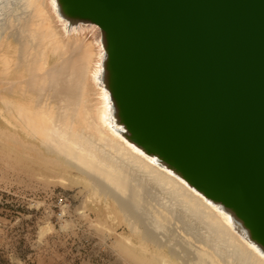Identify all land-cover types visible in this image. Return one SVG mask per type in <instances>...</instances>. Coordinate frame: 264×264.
Wrapping results in <instances>:
<instances>
[{
    "label": "water",
    "instance_id": "1",
    "mask_svg": "<svg viewBox=\"0 0 264 264\" xmlns=\"http://www.w3.org/2000/svg\"><path fill=\"white\" fill-rule=\"evenodd\" d=\"M69 2L116 52L135 127L219 181L264 237V0Z\"/></svg>",
    "mask_w": 264,
    "mask_h": 264
},
{
    "label": "bare ground",
    "instance_id": "2",
    "mask_svg": "<svg viewBox=\"0 0 264 264\" xmlns=\"http://www.w3.org/2000/svg\"><path fill=\"white\" fill-rule=\"evenodd\" d=\"M43 1L48 2L54 26L40 36L35 34L45 44L44 64L28 73L45 75L43 82L34 76L29 80L25 104H12V124L37 140L47 153L78 164L104 181L135 214L150 218L149 223L171 234L177 248L183 245L192 264H264V237L237 199L219 181L138 130L128 117L120 94L118 59L107 38L100 37L104 60L99 47L94 49L95 38L87 45L75 38L67 41L66 36L74 31L82 35L74 29L78 20L68 15L69 0ZM152 235L162 243L172 242Z\"/></svg>",
    "mask_w": 264,
    "mask_h": 264
},
{
    "label": "rangeland",
    "instance_id": "3",
    "mask_svg": "<svg viewBox=\"0 0 264 264\" xmlns=\"http://www.w3.org/2000/svg\"><path fill=\"white\" fill-rule=\"evenodd\" d=\"M0 3V264H192L183 245L177 248L171 234L149 223L150 218L135 214L104 181L78 164L47 153L12 124L9 109L16 102L25 104L29 80L34 76L43 82L45 73L28 72L37 65L43 67L45 44L36 39L52 30L54 22L47 1ZM77 23L74 29L83 36L74 31L67 41L75 38L87 45L95 38L94 49L99 47L104 60L103 28L90 19ZM155 233L172 242H160Z\"/></svg>",
    "mask_w": 264,
    "mask_h": 264
}]
</instances>
